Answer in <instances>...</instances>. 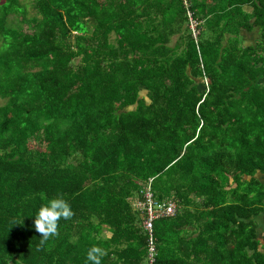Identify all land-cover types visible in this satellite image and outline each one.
<instances>
[{"label":"trees","instance_id":"trees-1","mask_svg":"<svg viewBox=\"0 0 264 264\" xmlns=\"http://www.w3.org/2000/svg\"><path fill=\"white\" fill-rule=\"evenodd\" d=\"M0 100V264H150L148 186L151 264H264V0H0Z\"/></svg>","mask_w":264,"mask_h":264},{"label":"clouds","instance_id":"clouds-1","mask_svg":"<svg viewBox=\"0 0 264 264\" xmlns=\"http://www.w3.org/2000/svg\"><path fill=\"white\" fill-rule=\"evenodd\" d=\"M72 215L71 205L63 195H57L46 204L41 205L34 215V224L32 225L41 234L40 244H44L51 237L58 235L59 221L61 219L66 220ZM22 223V219L12 221V225ZM102 256L103 250L98 246H93L87 251L86 260L89 264H101Z\"/></svg>","mask_w":264,"mask_h":264},{"label":"built area","instance_id":"built-area-1","mask_svg":"<svg viewBox=\"0 0 264 264\" xmlns=\"http://www.w3.org/2000/svg\"><path fill=\"white\" fill-rule=\"evenodd\" d=\"M194 22L191 21L190 28L194 29ZM142 210L145 212L144 219L142 220V228L147 234V248L149 254V263L151 264L153 260V241H152V223L157 217H165L173 215L174 206L172 204H160L152 200V194L150 188L147 187L143 194V202L138 204Z\"/></svg>","mask_w":264,"mask_h":264},{"label":"crops","instance_id":"crops-1","mask_svg":"<svg viewBox=\"0 0 264 264\" xmlns=\"http://www.w3.org/2000/svg\"><path fill=\"white\" fill-rule=\"evenodd\" d=\"M244 10H245V12H248V13H252V11H253V9L252 8H249V7H245ZM191 21H193V20H191ZM194 21H196V20H194ZM253 21H254V19L251 18V20L249 21V23H252ZM204 23L205 22L202 20L200 22V27L203 26ZM194 30H196V29L194 28ZM198 31L199 30H196V32H194L193 35L195 36L196 33H198ZM253 34H256V35H253ZM238 37H239L238 40H241V43H242L243 46H254L256 44L257 40L260 39V32H259V30H258L257 27H253V29H251L248 32L247 31H240ZM225 38H228V37H225ZM249 40H253V42L252 43H249Z\"/></svg>","mask_w":264,"mask_h":264},{"label":"rangeland","instance_id":"rangeland-1","mask_svg":"<svg viewBox=\"0 0 264 264\" xmlns=\"http://www.w3.org/2000/svg\"><path fill=\"white\" fill-rule=\"evenodd\" d=\"M21 3H23V4H26V3H28L29 5L31 4V0H19ZM31 6H29L28 8H29V10L32 12V9L30 8ZM253 35H256V34H253ZM76 36V33H73L72 34V37H71V40H73L74 39V37ZM253 37V36H252ZM253 42V40H249V43H252ZM4 103V101H2V100H0V104H3ZM263 224V223H262ZM262 226H264V224L262 225Z\"/></svg>","mask_w":264,"mask_h":264}]
</instances>
